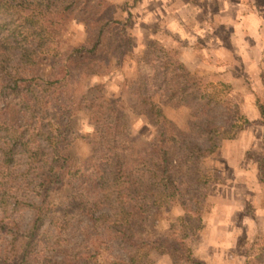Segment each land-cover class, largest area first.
Listing matches in <instances>:
<instances>
[{
  "label": "trees",
  "instance_id": "1",
  "mask_svg": "<svg viewBox=\"0 0 264 264\" xmlns=\"http://www.w3.org/2000/svg\"><path fill=\"white\" fill-rule=\"evenodd\" d=\"M114 13L109 0H0V264H152L154 249L201 264L186 243L208 206L201 160L249 120L230 84L202 89L156 43L138 59L151 74L125 79V96L89 95L96 87L81 93L80 78L104 74L109 55L120 66L132 54L128 20ZM76 22L88 35L66 43ZM158 103L189 108L187 128ZM258 109L262 119L264 105ZM129 110L157 127L145 146L129 139ZM82 111L93 125L84 159L73 151ZM258 162L264 183V158ZM176 203L184 210L179 234L154 239L146 229L151 216ZM72 218L81 236L64 243L57 226ZM251 264H264V251Z\"/></svg>",
  "mask_w": 264,
  "mask_h": 264
},
{
  "label": "rangeland",
  "instance_id": "2",
  "mask_svg": "<svg viewBox=\"0 0 264 264\" xmlns=\"http://www.w3.org/2000/svg\"><path fill=\"white\" fill-rule=\"evenodd\" d=\"M109 1L115 6L116 17L128 20L132 54L120 66L115 64V57L109 55V67L104 74L80 78L81 93L86 94L89 88L96 87L89 95L109 99L125 96L122 91L125 79L137 73L144 77L151 74V67L138 61L151 43L176 54L200 80L202 89L222 83L232 86L230 98L239 104L249 122L242 125L243 129L234 138L223 140L216 153L201 160V168L209 176L208 206L201 227L191 231L186 243L201 264H251L255 256L264 251V183L260 180L258 162L264 158V117L261 119L258 109L259 104L264 105V23L259 34L248 29L245 34L240 32L237 39L238 36L233 34L234 27L248 28L249 25L251 28V18L244 22L245 16L238 13L239 19L232 23L234 25L223 23L222 19L214 20L211 14L219 9L217 0H198L197 3H187V6H181L182 0H175L166 7L160 5L162 0H144V6L140 4L143 0L134 5V0ZM232 1L243 15L248 11L264 15V0ZM204 11L211 14L206 15ZM206 17L211 21L208 26L217 28L215 32L221 37L223 51L220 55L213 51L211 40L207 43L209 38H205L201 29H191L193 22V28L204 25ZM175 18L183 22L191 20L181 33L183 37L177 33L179 29L171 25ZM87 35L84 25L76 22L69 24L65 40L76 44L84 41ZM225 64L233 67L229 77L220 74L227 68ZM157 106L181 128L186 129L192 119L189 108H172L159 103ZM128 121L129 139L138 146H145L156 136L157 127L145 116L129 110ZM92 130L88 115L83 111L78 113L73 123L75 157L84 159L91 155ZM183 214L184 210L177 203L161 208L147 223V233L156 240H171L173 233L179 234ZM80 226V222L72 218L57 226V236L64 243L77 240L81 236ZM2 239L0 235V243ZM150 258L152 264H190L175 261L159 249L151 251Z\"/></svg>",
  "mask_w": 264,
  "mask_h": 264
},
{
  "label": "crops",
  "instance_id": "3",
  "mask_svg": "<svg viewBox=\"0 0 264 264\" xmlns=\"http://www.w3.org/2000/svg\"><path fill=\"white\" fill-rule=\"evenodd\" d=\"M159 1V0H158ZM175 0H162V1H159L160 2V5L162 7H166L168 4H172ZM140 4H143L144 6V0L143 2H141ZM182 5L181 6H187L188 4L183 2L181 3ZM217 6L219 9H217L215 11V14H211L210 12H207V11H204V14L206 15H209L211 14V17L214 16V20L215 19H222L223 20V23H228V24H232L233 22L234 23H237V20L239 19V14L243 16H245L244 18V22L247 20V19H250V21H252L253 23L251 24V28H249V25H248V28L244 27H240L239 26V29L234 27V30H233V34H236L238 36L237 39L240 38L239 34L240 32L245 34L247 32L248 29H251L252 31H255L257 32V34L260 33V31H263V29L261 28V24L264 23V15L261 14V12H258V11H248L246 13V15H243V12L242 11H239V10H236L237 8L235 7V4L233 3L232 0H217ZM208 13V14H207ZM222 13V14H221ZM224 18H223V17ZM234 17V18H233ZM191 21V20H190ZM189 21V22H190ZM204 21V25L202 26H198L196 28H193L192 27V23L191 24V29H201V33L205 34L206 37L205 38H209L207 43H209V41L211 40L213 42V45H214V49L213 51H217V53L220 55V52H222V48L221 47V37L220 35L218 34V32L216 33V29L217 28H214L212 26H208L210 24L211 21L208 20V18L206 17ZM188 22V19L186 20V22H183V20H178V19H174L173 23H171V25L173 24V26L176 28V29H179L177 30V33L181 36H182V32H184V30L186 29L187 27V24H189ZM234 25V24H232ZM230 27V26H229ZM219 31H223V30H219ZM215 32V33H214ZM185 35V34H184ZM189 35H192V33L190 32ZM186 37V36H185ZM188 37V36H187ZM211 38V39H210ZM252 40V39H250ZM231 44H233V41L231 40ZM218 57V55H216L215 53V57ZM227 59V58H226ZM227 66V68L221 70V75L223 74V76H228L232 74V71L233 70L232 66L230 67V65L228 66L227 64H225ZM222 66V65H221Z\"/></svg>",
  "mask_w": 264,
  "mask_h": 264
}]
</instances>
